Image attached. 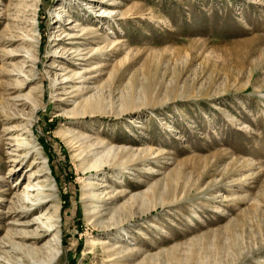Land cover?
I'll return each mask as SVG.
<instances>
[{"label":"rangeland","instance_id":"374dc122","mask_svg":"<svg viewBox=\"0 0 264 264\" xmlns=\"http://www.w3.org/2000/svg\"><path fill=\"white\" fill-rule=\"evenodd\" d=\"M3 98L0 264H264V0H0Z\"/></svg>","mask_w":264,"mask_h":264},{"label":"bare ground","instance_id":"6f19581e","mask_svg":"<svg viewBox=\"0 0 264 264\" xmlns=\"http://www.w3.org/2000/svg\"><path fill=\"white\" fill-rule=\"evenodd\" d=\"M105 12H107V10H105ZM107 13H109V12H107ZM100 16L103 17L105 15L100 14ZM90 29L93 30L94 27H90ZM66 37L67 38L71 37V35H69V33H66V31H63V32H61L60 34L57 35V38L60 41H63V39L66 38ZM79 37H81V36H79ZM78 51L79 50L76 49L75 51H71V52L67 51L66 53L68 54V52H69V55H73V53L75 52L74 55H79L80 53ZM79 59H81V58L79 57ZM63 79H64L63 81L65 83L72 80L70 78V76L69 77H64ZM24 105H25L24 102H21V103L15 102L13 105H10L8 98H3L0 101V126L3 125V129H4V132L0 133V135H2V136H0V146L3 145V141H4V139H6L8 141V144H9L7 154L10 157V161L18 162V163H20V162L23 163V160L27 156H29V149L27 148V143H26L27 135L23 136L26 133V131H27V130H24L25 125L15 124L18 120L21 122V120L24 119V116H23L22 112L19 109V107H23ZM20 122H18V123H20ZM12 124H14V125H12ZM8 125H12V126L8 127ZM5 135H6V137L4 138ZM22 149L23 150L26 149V150L25 151H21ZM35 163H38V161H33L32 162V164H35ZM41 163L43 165H45L46 161L43 160ZM28 171H29V169H28ZM34 174L36 176H38V177H44L40 181V183H49L48 182L49 179H48V176H47L48 171H47L46 168H42L39 172H36ZM35 185L37 186L36 190H37V193L39 194V192H41V190L43 189L45 184H42V186H40L39 184H33V185L29 184L30 187L35 186ZM29 186L24 191L23 196H22V200H21L22 208L24 210H26V211L29 210L30 206L32 207V205H35V202L32 200L33 196L31 194L32 193L31 191H33L34 188H30ZM99 194L98 193H94V196H98ZM47 198L48 197H46V199ZM41 199H43V198H38V199L36 198L35 201L37 202V201H39ZM41 218H44V217L41 216ZM37 219H39V218H37ZM36 220L31 221V223H34ZM53 220L56 221L55 223H57V221H58L57 216L54 217ZM46 222H43L42 220H41V222H39V225L41 226V229H39V230L42 231V233H43L40 236L43 237V236H45L47 234H51V232H53L54 230H56V232L52 234V238L49 240V242L48 243L46 242V244L44 245V249L47 250V254H46V259L45 260H42V259L41 260H37L36 257L33 258L34 251L32 249H30V251H29L30 254H28V255L31 258V261H30L31 264H34V261H40L41 262L40 264H55L56 259L60 255V252H61V249H60V247H61L60 231L57 229V227L53 228V225L49 224L48 222L46 224ZM28 224H30V223H28Z\"/></svg>","mask_w":264,"mask_h":264}]
</instances>
